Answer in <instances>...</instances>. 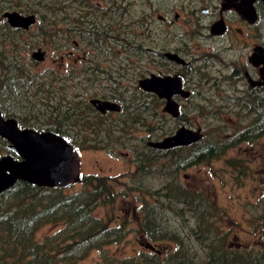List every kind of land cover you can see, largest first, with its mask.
I'll list each match as a JSON object with an SVG mask.
<instances>
[{"label": "trees", "instance_id": "obj_1", "mask_svg": "<svg viewBox=\"0 0 264 264\" xmlns=\"http://www.w3.org/2000/svg\"><path fill=\"white\" fill-rule=\"evenodd\" d=\"M24 1L0 0V15L2 17L6 10L36 14L35 27L39 33L33 36L37 38L34 47L38 48H43L50 41L48 39H56L54 30L58 24L55 18L57 5L61 6V2L69 1L76 5L74 18L78 26L87 32L93 31L94 23L90 26L89 22L96 20L97 11L102 9L99 19L103 21L100 22L101 27L106 28L109 35V48L104 49L109 51V56L102 54L100 57L112 58L105 69L95 62L91 73L89 63L85 64L84 61V67L79 68L78 72L79 82H75L72 69L64 80L61 79L60 69L35 73L34 64L20 59L17 54L13 55L12 60L8 58L2 44L8 36L14 39L12 34L26 30L11 26L4 18L0 25V108L6 117L16 118L21 127L67 135L80 151L103 148L106 146L103 133L111 128L106 123L107 118L90 102L93 97L102 95L124 102L123 112L130 117L123 121L124 126L141 124L149 131L157 127L163 130L166 121L157 126L149 119L148 115L153 114L152 101L148 102L150 96L137 87L130 90L127 86V90H121L122 83L118 81L120 77L128 78V74L137 75L141 70L134 64L138 56L135 47L137 32L144 29L141 27L143 14L137 0H106L107 3L101 8L98 4L102 3H94V0ZM63 8L68 6L63 3ZM145 28L148 29L147 26ZM124 36L129 43L128 48L132 49L133 46V51L127 57L119 53L123 45L121 37ZM114 44L119 47L118 51ZM92 75L94 77L91 78ZM115 81L118 88L111 86ZM84 85H101L102 89L94 91L85 87L82 90ZM108 89L113 90L107 92ZM241 106L253 117L232 135L206 141L202 146L197 143L192 147L170 150L167 160L175 166H158L165 183L154 193L150 192L153 198L159 199V203L145 199L140 216L134 221L137 224L134 228L131 222L113 225L95 216L98 207L115 201L119 193L107 182V177L84 175L80 183L83 187L74 193H67L63 188L39 187L18 181L12 188L0 193V264H79L94 251L99 253V258L92 264H264V212L257 214L255 226L256 231H261L262 241L257 244L260 245L258 249L251 253L246 248L230 247L227 234L220 230L218 218L221 214L217 213L218 208L210 203L203 192L188 187L177 178L180 170L219 160L242 144L256 141L264 144V97H251L247 104ZM4 151L5 141L0 139V154ZM139 160L141 165L147 163L146 158L139 157ZM227 164L240 174H246L245 160L229 158ZM152 167L138 166L141 179L151 174ZM134 186H129V189L136 191L137 186ZM262 200L264 202V198ZM187 214L195 221L190 229L191 238L200 245L203 253H198L171 226L172 217L183 218ZM49 223L59 226L54 232L41 237L39 231ZM131 231H136L141 244L149 248L135 257L120 259L112 256L110 246L127 240ZM151 241L157 244L152 245ZM164 242L167 244L158 245ZM169 245L171 248H162Z\"/></svg>", "mask_w": 264, "mask_h": 264}, {"label": "flooded vegetation", "instance_id": "obj_2", "mask_svg": "<svg viewBox=\"0 0 264 264\" xmlns=\"http://www.w3.org/2000/svg\"><path fill=\"white\" fill-rule=\"evenodd\" d=\"M63 3L68 8H63ZM146 3L144 10L146 12L141 11L143 14L141 27L144 29L137 32L135 46L138 56L134 64L137 68H141L137 73L138 79L135 81L138 85L136 87L150 96L148 102L152 101L153 114L149 116L153 118L157 126L164 121L174 123L188 121L192 112H196L192 107L209 103L214 105L216 100L225 99L227 105L241 106L247 104L251 97H264V63L260 61L261 53H264V0H146ZM104 6L98 4L100 8ZM7 11L15 10L5 12ZM101 12L102 9L97 11L95 15L97 19L89 22L90 26L94 23L93 31L87 32L83 27L81 29L80 25L78 26L77 19L74 18L76 13L74 3L65 1L61 2V6L57 5L55 20L59 26L58 30H55L56 40L60 49L71 47L61 50L60 57L63 62L66 59L71 63L70 70L73 71L75 82H79L78 72L84 67V61L85 64L89 63V73H91L95 68V61L89 59L94 60L93 55L109 54V51L104 50L106 47L109 48V35L106 28L101 27L100 22H103L99 19ZM80 13L79 10L78 14ZM30 14L32 13L26 15ZM34 15L37 18V15ZM138 25L140 26L139 22ZM146 26L148 29L145 28ZM151 27L154 30H151ZM85 33H88L90 49L80 50L83 45L79 38H84ZM71 39L72 43L69 44ZM121 40L123 45L119 53L127 57L133 51V46H131L132 49L128 48L126 36L121 37ZM65 41L67 45L64 44ZM64 68L60 69L63 80L68 74L65 71L69 65ZM152 75L177 77L181 88L174 91L170 99L161 97L157 92H149L141 88L140 81ZM106 80L105 77L104 81ZM89 88L94 91L98 89L95 85ZM121 90H127V85L122 83ZM101 96L92 99L115 102L120 109L102 113L92 104L104 117L107 118L109 115L113 117L108 125L111 130L105 132L107 137L103 133L106 146L97 150L114 155L115 144L122 139L121 143L128 145L127 147L137 156L135 159L137 166H152L156 158L167 159L170 150L192 147L197 143L201 146L205 144L201 127L191 128L202 130L203 138L199 142L169 149H160L150 144L151 141H161L175 134L185 126L180 125L174 126L172 133L161 139L145 140V137H139L143 146H135L132 144L131 132L124 130L127 125L124 126L123 121L129 117L123 112L124 102L120 99ZM169 101H173L174 106L172 104L169 106ZM132 102L134 103V99ZM169 108H172L171 111ZM154 131H159V128L149 132ZM5 145L6 153L3 152L0 155L13 154L6 141ZM126 154H131V151ZM139 157L146 158L147 163L141 165ZM137 173L140 175L138 171Z\"/></svg>", "mask_w": 264, "mask_h": 264}, {"label": "rangeland", "instance_id": "obj_3", "mask_svg": "<svg viewBox=\"0 0 264 264\" xmlns=\"http://www.w3.org/2000/svg\"><path fill=\"white\" fill-rule=\"evenodd\" d=\"M15 3H25L24 0H12ZM106 4V0H94V3ZM141 11L145 10L146 0H137ZM95 5V4H93ZM88 9V7H86ZM86 12H82L85 14ZM4 18L0 15V25L3 24ZM37 23L33 24L24 32H18L13 35L12 39L10 36L6 38V41L2 44L5 48L6 54L9 59H13V55L17 54L20 59H25L27 63L34 64L33 72L40 73L48 69L58 70L69 65V68L65 73H68L72 65L69 61L63 62L60 57L61 50L70 49L65 47L60 49L58 40L55 37L48 39L44 46H42L46 52L47 57L44 61H38L32 58V53L38 49L35 46L37 38L33 36L34 33H39L35 27ZM59 26V23H58ZM58 26L55 30H58ZM66 26V25H64ZM24 30V29H23ZM54 30V31H55ZM151 30H154L151 27ZM82 40L83 47L80 50H89L90 44L87 38L88 33L83 35ZM7 37V35H6ZM67 41L64 42L66 44ZM72 43V39L68 42ZM67 43V44H68ZM66 44V45H67ZM115 50L118 51L119 47L114 44ZM34 47V48H32ZM66 52V51H65ZM83 52V51H82ZM64 53V52H63ZM101 55H93L94 60L101 64V69L106 68V63L109 64L112 56L100 57ZM81 59V58H80ZM107 62H105V60ZM88 60V59H86ZM88 60V61H89ZM111 63V62H110ZM66 68H64L65 70ZM137 75L128 74V78L120 77L119 82L127 85L130 90L138 86L136 84ZM116 82V81H115ZM112 88H118V84H111ZM85 87L82 86V90ZM97 88L101 89V85H96ZM113 89H108V91ZM227 100H216L214 105L204 104V106L192 107L196 112H192L190 119L184 122H167L162 131L149 132L143 125H128L125 126V130L132 136V144L135 146L142 147L143 142L139 137H145V140L161 139L172 133L174 126L179 127L185 125L190 128L201 127L204 133L203 141H212L215 139L223 138L225 136L232 135L236 131L242 128V126L248 124L253 115L247 113L246 108H241L240 105L226 104ZM202 114V115H201ZM128 116V115H127ZM149 116V115H148ZM149 119L153 118L149 116ZM113 120L112 115L107 117L106 123H111ZM107 133V131H105ZM104 132V133H105ZM122 132V130H121ZM119 132V134H121ZM90 133V132H89ZM88 133V135H89ZM105 133V137H107ZM129 137V138H130ZM128 140V139H127ZM115 144L114 155H110L104 151L97 149H86L81 153L82 162V174L83 176L98 175L107 177L109 184L113 186L115 191L119 192L115 201L110 202L106 205L98 207L94 214L97 217L104 218L111 224L115 225L122 222H131V227L137 226L135 220L140 216L139 213L143 208L144 200H152L154 203H159V199L153 198L150 192H155L165 182L162 176H158V166H175L170 163V160L162 159L161 157L153 160L154 169L151 174L141 179L138 175V166L135 161L136 155L133 154L132 150L121 143ZM256 141L253 143L242 144L237 148H233L228 151L226 156L220 157L219 160H210L199 165L189 167L187 169L180 170L177 173L179 181L183 182L188 187L203 192L210 199V203L218 208L217 213L220 212V218H218L220 230L225 234L228 245L233 248H246L247 251L254 252L260 245H257L262 241L260 235L261 231H256L255 226L258 222L257 214L264 212V144ZM131 154L127 155L126 153ZM6 153V151H4ZM239 158L240 160L246 161L247 171L246 174H240L237 169L229 167L227 160L229 158ZM140 164V163H139ZM165 164V165H164ZM137 170V171H136ZM136 171V172H135ZM166 180V179H165ZM138 182V183H136ZM137 186L136 191L129 189V186ZM134 186V187H135ZM80 183L74 184L65 189L67 193H74L81 189ZM153 192V193H154ZM262 200V201H261ZM211 205V204H210ZM171 226L176 228L180 233L178 236L183 238L186 242L193 245L198 253H203L202 248L196 243L194 238H191V228L195 224L194 218L190 214L182 217H172ZM59 225L46 224L39 231L41 237L50 234L55 231V228ZM136 231H131L127 240L123 241L119 245L110 246V254L120 259L125 257H135L139 255V252L148 249L145 245L141 244V239L138 238ZM145 242V239H142ZM152 242V241H151ZM157 244L156 242H152ZM158 244L160 245H166ZM162 248L168 249L171 246H163ZM173 248V247H172ZM170 250V249H169ZM169 250H166L169 252ZM162 254H166L163 251ZM99 258V253L94 251L85 260L79 264H92Z\"/></svg>", "mask_w": 264, "mask_h": 264}, {"label": "water", "instance_id": "obj_4", "mask_svg": "<svg viewBox=\"0 0 264 264\" xmlns=\"http://www.w3.org/2000/svg\"><path fill=\"white\" fill-rule=\"evenodd\" d=\"M3 17L7 18L11 26L23 29L30 28L37 21L34 14L24 15L17 11H7ZM261 54L260 61L264 63V53ZM32 57L44 61L46 52L39 48L33 52ZM140 86L170 99L173 92L179 89L180 83L177 77L152 75L141 80ZM91 103L102 113L120 109L115 102L92 99ZM173 103L169 101L168 105L174 106ZM0 138L7 142L13 152L0 155V193L12 188L20 180L39 187L63 189L81 181V152L67 135L31 127L21 128L16 118L6 117L0 108ZM202 138L201 129L184 126L175 134L161 141H151L150 144L160 149H169L199 142Z\"/></svg>", "mask_w": 264, "mask_h": 264}]
</instances>
